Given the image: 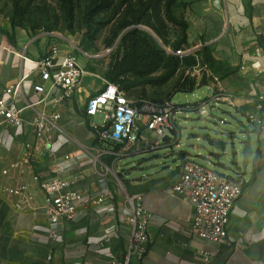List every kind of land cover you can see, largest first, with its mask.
Masks as SVG:
<instances>
[{
  "label": "crops",
  "instance_id": "0c3cea01",
  "mask_svg": "<svg viewBox=\"0 0 264 264\" xmlns=\"http://www.w3.org/2000/svg\"><path fill=\"white\" fill-rule=\"evenodd\" d=\"M188 2L194 3L189 9L188 43L201 38L219 66L214 73L206 71L213 82L203 87L212 91V97L191 109L198 110L221 94L226 100L218 105H227L246 118L257 113L258 98L264 95V0ZM15 42L11 45L0 33V95L22 79L20 106L41 98L45 101L23 113L19 128L9 127L0 118V264H110L113 259H124L132 237L127 194L139 196L142 209L151 215L147 255L142 263L132 258L130 264H264V111L259 115L263 128L250 127L244 146L248 157L244 171L234 170L235 174L243 171L246 186L230 214L228 243L218 245L193 234V206L172 187L180 174L182 155L206 167H218L223 173L215 172L229 178L233 170L220 161L219 155H203L205 148L200 145L193 146L196 156L181 151L179 117L166 141L147 128L146 116L139 123L140 141L136 144L100 141L93 126L101 127L104 118L98 124V113L93 117L86 114L89 99L107 86L95 67L99 57L73 46L56 45L61 56H74L84 72L69 97L61 100L64 91L44 81L36 66L55 44L49 45L46 38L34 43L19 35ZM37 86L44 87L45 92L36 93ZM54 114L58 120L52 141L36 139V120L41 115L49 120ZM196 138L218 147V141L209 135ZM27 144L37 155L35 162L26 158ZM34 175L40 182L65 179L89 195L91 203L78 210L73 223L52 226L45 194L32 179ZM19 183L28 186L30 199L1 192V187ZM105 192L111 193L113 200L96 203Z\"/></svg>",
  "mask_w": 264,
  "mask_h": 264
},
{
  "label": "rangeland",
  "instance_id": "374dc122",
  "mask_svg": "<svg viewBox=\"0 0 264 264\" xmlns=\"http://www.w3.org/2000/svg\"><path fill=\"white\" fill-rule=\"evenodd\" d=\"M188 3V0L170 4L169 0H103L100 6V0H0V31L9 33L15 41L17 35L34 43L46 38L49 45L84 50L99 57L95 67L105 76L121 59V39L136 23L143 25L140 29L147 33L145 38L166 56L175 52L177 43H182V48L193 51L194 55L198 52L196 48L200 51L207 47L201 38L191 45L188 43L189 9L194 4ZM198 60L197 67L179 69L168 81L162 80L161 72L152 74V83L130 91L126 98L134 105L170 101L181 108L177 115L180 150L196 156L193 146H203V155L208 152L219 155L220 161L233 170L229 176L234 178V170L244 171L248 160L244 147L251 131L248 119L227 105L208 103L202 109H191L212 97V91L205 87L173 96L178 83L204 73L201 57ZM103 118L104 113L99 112L95 122L101 124ZM221 120L225 124H220ZM200 134L217 140L218 147L211 146L206 139L198 141L196 135ZM251 146L253 152L254 141ZM207 166L223 173L218 167Z\"/></svg>",
  "mask_w": 264,
  "mask_h": 264
},
{
  "label": "built area",
  "instance_id": "2783aa9c",
  "mask_svg": "<svg viewBox=\"0 0 264 264\" xmlns=\"http://www.w3.org/2000/svg\"><path fill=\"white\" fill-rule=\"evenodd\" d=\"M170 53L183 58L193 54V51L184 49ZM255 53L259 55L260 49H255ZM85 56L91 58L87 53ZM36 66L44 81H49L54 87L64 91L61 100L69 97V93L80 83L84 74L77 59L72 55L61 56L56 45L49 47L47 55L38 60ZM22 87L23 80L21 79L6 87L0 95V118L4 119L5 123L12 128L22 126L23 113L27 109L45 101V98H41L36 103L20 106L18 97L22 92ZM35 91L38 94H43L45 89L42 86H37ZM225 100L219 94L214 96L212 103L218 105ZM256 109L257 113L248 114L247 119L251 127L261 129L263 123L259 115L264 111V95L258 98ZM180 111L182 109L174 106L170 101L156 105L143 103L141 106H136L127 100L117 86L108 82L105 90L91 97L86 106V114L89 117H93L99 112L104 113L103 125L101 127L93 126L98 139L111 141L121 146H131L140 141L139 123L144 116L148 119L147 128L153 131L159 140L164 139L167 134L175 130V119ZM57 120V114L52 115L49 120L41 115L33 127L36 139L50 143L53 133L57 129L54 124ZM223 123L220 121V124ZM26 158L32 162L37 160V155L30 144L26 145ZM57 172L58 170H53L55 175ZM32 179L39 182V187L45 194L46 213L52 226L73 223L78 210L91 203L89 195L74 189L72 183L65 179L56 177L47 182H40L36 175ZM245 186L246 180L242 171H237L235 177L230 180L225 175L186 158L182 161L180 174L172 191L180 195L184 202L191 203L193 206V234L205 241L226 245L230 214L235 203L242 197ZM1 192L20 200L30 199L28 186L25 183H19L15 187L3 186ZM112 200L113 195L105 192L98 196L96 203H110ZM139 200V196L128 197L131 207L129 218V223L132 226L131 241L124 259H113L110 264H130L132 258L142 263L147 255L150 243L148 226L151 215L142 209ZM20 205L21 202H18V206ZM51 236H54V232Z\"/></svg>",
  "mask_w": 264,
  "mask_h": 264
},
{
  "label": "trees",
  "instance_id": "16d2710c",
  "mask_svg": "<svg viewBox=\"0 0 264 264\" xmlns=\"http://www.w3.org/2000/svg\"><path fill=\"white\" fill-rule=\"evenodd\" d=\"M174 2L176 0H169V4ZM102 3L103 0H100V6H103ZM142 26L141 23H136L123 35L120 42L123 55L104 76L108 83L117 86L126 96L130 91L152 83L150 79L152 74L161 72L162 80L168 81L179 69L197 67L199 64L198 57L202 59L201 65L205 67L204 73L200 76V79L198 76L187 77L178 83L174 89L173 96L176 93H191L197 88L213 82L212 77H207L206 71L209 70L214 73L219 66L212 58L208 47H203L196 55L191 54L183 58L173 54L166 56L149 39L145 38L147 33L140 29ZM0 33L7 38L11 45L14 46L16 44L9 33L1 31ZM182 47V43H177L174 51L184 50ZM136 106H141V104ZM109 143L112 144L113 142ZM181 157L182 161L187 158L184 155Z\"/></svg>",
  "mask_w": 264,
  "mask_h": 264
},
{
  "label": "water",
  "instance_id": "95a60500",
  "mask_svg": "<svg viewBox=\"0 0 264 264\" xmlns=\"http://www.w3.org/2000/svg\"><path fill=\"white\" fill-rule=\"evenodd\" d=\"M167 139H168V137L166 136V137H164L163 141H166ZM229 179L231 180L233 178L232 177H229Z\"/></svg>",
  "mask_w": 264,
  "mask_h": 264
}]
</instances>
